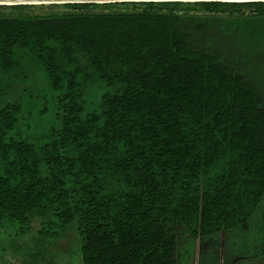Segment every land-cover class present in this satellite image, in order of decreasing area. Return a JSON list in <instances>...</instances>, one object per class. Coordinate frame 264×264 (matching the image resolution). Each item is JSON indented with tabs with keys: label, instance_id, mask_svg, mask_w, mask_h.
<instances>
[{
	"label": "trees",
	"instance_id": "1",
	"mask_svg": "<svg viewBox=\"0 0 264 264\" xmlns=\"http://www.w3.org/2000/svg\"><path fill=\"white\" fill-rule=\"evenodd\" d=\"M114 4L0 11V225L75 230L83 264H176L264 200V55L241 45L264 2Z\"/></svg>",
	"mask_w": 264,
	"mask_h": 264
},
{
	"label": "rangeland",
	"instance_id": "2",
	"mask_svg": "<svg viewBox=\"0 0 264 264\" xmlns=\"http://www.w3.org/2000/svg\"><path fill=\"white\" fill-rule=\"evenodd\" d=\"M136 3V4H134ZM139 2H123L114 4L118 10L138 8ZM95 11L107 10L102 7ZM263 10L261 4L252 9L244 8L250 12ZM0 11L5 13L13 11L9 5H0ZM28 13H62L69 12L65 4H35L28 5L23 10ZM252 20V24H255ZM258 28L247 27L242 31V49L246 58L260 52L264 55V20L259 21ZM251 24V23H248ZM264 76V68L261 69ZM264 79V78H262ZM104 89V90H103ZM105 91V88H102ZM43 100L38 109L48 108L47 114L38 121L37 126L49 127L55 122L56 110L51 101L50 92L40 96ZM95 102L87 104L86 111L96 110ZM251 227L248 232L233 229L221 235L198 239L183 240L179 242L176 255V264H262L261 248L264 246V200L259 209L251 218ZM22 227L17 221L8 219L0 225V264H83L81 256V238L75 230L68 233L60 241L47 237L45 242H37L36 237L40 228ZM52 232V229H47ZM52 235V234H51Z\"/></svg>",
	"mask_w": 264,
	"mask_h": 264
},
{
	"label": "water",
	"instance_id": "3",
	"mask_svg": "<svg viewBox=\"0 0 264 264\" xmlns=\"http://www.w3.org/2000/svg\"><path fill=\"white\" fill-rule=\"evenodd\" d=\"M123 2H264V0H0V5H35V4H107Z\"/></svg>",
	"mask_w": 264,
	"mask_h": 264
}]
</instances>
